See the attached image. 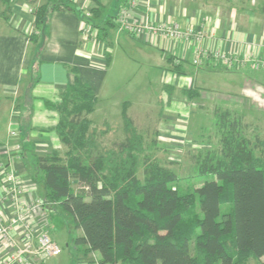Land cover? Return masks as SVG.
Returning a JSON list of instances; mask_svg holds the SVG:
<instances>
[{"label":"trees","instance_id":"1","mask_svg":"<svg viewBox=\"0 0 264 264\" xmlns=\"http://www.w3.org/2000/svg\"><path fill=\"white\" fill-rule=\"evenodd\" d=\"M25 1L33 6L40 33L53 11L74 9L76 3L63 1L64 6L48 8L37 7L39 0ZM91 12L96 17L100 7ZM93 25L104 40L107 28ZM42 38L44 32L31 36L32 84ZM97 102L92 86L78 74L59 101L46 102L59 114L57 132L65 151L38 157L33 177L44 187L46 203L72 215L75 228L83 232L76 242L81 249L86 245L84 252L95 253L101 264H248L264 256V139L241 113L221 107L214 111L217 143L193 148L192 155L197 173L214 177L200 186L183 187L174 169L162 164L153 150L144 151V136L126 108V139L115 151L107 157L83 152ZM73 179L80 183L79 192L71 186Z\"/></svg>","mask_w":264,"mask_h":264},{"label":"crops","instance_id":"2","mask_svg":"<svg viewBox=\"0 0 264 264\" xmlns=\"http://www.w3.org/2000/svg\"><path fill=\"white\" fill-rule=\"evenodd\" d=\"M111 1L97 0L95 4L94 0H77L74 9L63 8L50 14L49 21L43 28L46 38H42V47L38 51L35 72L37 81L34 84L31 81L34 74L32 54L35 46L31 36L42 35L43 32L40 33V29L36 28L33 6L25 0H17L9 5L0 1V112L1 98L4 99L8 110L6 117H3V128H0V160L6 156L4 146L8 140L10 125L13 122L17 123L22 154L16 159L15 167L17 174L24 179L25 193L29 197L44 199V187L33 178L37 172V158L50 155L54 151H65L57 132L59 114L47 106L46 102L59 101L61 93L75 81L76 74L92 86L99 101L104 81L114 63L113 53L107 52L105 41L112 46V40L115 39V45L118 46V48L115 46V66L121 59L128 65L130 57L125 51L120 54V58L117 57L118 52L127 47L129 51L132 48L137 49L143 59L149 60V63L152 62L151 65L157 68L166 100L160 102L164 105L160 115L163 121L156 126L158 129H164L163 135L160 133L159 136L168 138L172 146L184 142L177 139L178 135L174 134L173 125L171 126L179 114L185 118L180 125L175 123L181 136L188 137L189 133L193 144L217 143L215 130L201 126L192 127L190 123V113L207 110L209 104L204 103L205 99L211 100L216 109L222 104L221 100L225 101L223 104L228 106V109L241 113L243 121L251 126L255 134L259 135V131L264 133V130H261V126L264 129V82L261 80L262 77L247 75L248 72L260 71L250 65L227 69L216 59L207 60L203 65L206 68L203 69L208 73H218L217 71L223 68L230 75V79L236 76L244 79L239 90L231 88L223 93L221 89H216L220 91L216 92L215 88L212 90L198 86L194 77L188 75L189 69L186 67V65L194 67L193 58L203 50L215 49L241 56L263 54L264 0H153L149 10L135 8L129 11L131 23L149 21L157 25L165 22L177 24L182 29L191 27L194 33L203 35L200 38L192 35L187 39L161 38L152 34L135 35L119 22L121 9L128 7L129 0H114L116 8L114 17L107 14V7ZM95 6H99L101 12L94 17V23L106 27L107 34L104 41L98 40L94 43L82 35L81 26L85 14L83 7L92 9ZM79 8L83 12L79 11ZM106 53L109 54L108 64ZM194 69L196 73L202 70L199 67ZM241 72L243 73L238 74ZM184 90H192L193 94L189 95ZM132 104V101L128 100L117 102V106L121 107V113L126 108L128 116H130L128 109ZM15 109L19 115L13 118ZM91 121L92 127L95 128L92 119ZM167 122L172 123L167 126ZM139 123L135 122V125L143 134L145 141L146 132L141 130L147 131L148 128L145 123ZM156 135L157 132L154 133V138L160 144ZM260 137L264 139V136ZM189 154L191 167L196 166L192 159L194 151L189 149ZM157 158L160 159L158 156ZM50 210L51 207L47 212L46 226L49 234ZM37 223L43 222L37 219ZM76 230L79 236L83 235L81 229ZM83 249L80 248L77 264L92 259V253H86ZM49 258L37 259V264H48ZM253 261V264H264V256L258 260H250L248 264H252Z\"/></svg>","mask_w":264,"mask_h":264},{"label":"rangeland","instance_id":"3","mask_svg":"<svg viewBox=\"0 0 264 264\" xmlns=\"http://www.w3.org/2000/svg\"><path fill=\"white\" fill-rule=\"evenodd\" d=\"M2 3L5 1L13 0H0ZM63 1H73L74 0H39L36 4L37 7L46 4L48 8L58 7L63 4ZM77 1V0H76ZM96 4V2H95ZM63 4L62 6H64ZM67 5H69L67 3ZM81 9V8H80ZM115 1L112 0L107 7V14L109 16H115ZM83 12V10L81 9ZM94 22V18H92ZM82 35L88 39L85 34ZM104 41V40H103ZM108 43V42H107ZM107 45V52L110 54L113 53L114 63L112 64L111 69L108 72L107 78L103 84V93L99 98L96 111L91 114V119L93 120V125L95 128L89 129V140L87 141L88 146L83 152H88L91 155L98 156L102 153H105L107 157L108 151H115V145H119L122 140L126 139L125 130L122 124V113L121 107L117 106V102L122 100L132 101V106L128 109L130 117L135 120V122H140L139 124L145 123L148 128L147 131L144 129L141 132H146L145 142L142 144L144 151L149 153L152 150L154 151L155 156L159 157L160 162L165 166H169L174 169L178 175L181 177L179 184L180 186L195 185L200 186L204 183L205 180L213 179L214 175H199L197 173V168L195 165L191 167L188 155L189 149L193 151V148L202 147L204 143L193 144V139L190 138L189 133L188 137L186 135L181 136L182 134L178 132L177 125H180L184 121L182 114L177 116L176 122H173V132L178 135V140H183V143L172 146L168 140H159L160 144H155L153 140L155 139L154 133L157 132V137L160 133L163 135L164 129L159 128L156 125H159L163 118H160L164 105L161 104V101H165V92L162 89L160 84L159 73L157 68L147 59H143L141 55L137 52V49H129L127 47L123 48V51H119L117 57L120 58V54L124 51L129 55L130 61L128 65L123 61V59L118 60V63L115 66V39L112 40V46ZM118 48V46H116ZM114 51V52H113ZM193 64V63H192ZM194 67L186 65L188 67V75L193 76L196 80L198 86H203L205 88H211L215 91L216 89H221L223 93L232 89L239 90V86H242L244 79L242 77L236 76L233 79H230V75L223 68L218 70V73H208L206 67H199L200 70L196 73L197 66L193 64ZM235 73V71H231ZM220 73V74H219ZM238 73V74H242ZM249 76L262 77L261 80L264 82V72H248ZM33 81V78H32ZM31 81V82H32ZM236 83V84H233ZM224 90V91H223ZM220 92V91H216ZM1 112H0V128H3L4 116L8 110L6 109V103L4 99L1 98ZM218 100V99H216ZM222 104H219L221 108H228L224 105L223 100ZM205 104H209L206 111H195L190 113V123L192 127H204L205 129L214 130V111L216 105L211 103V100L205 99ZM214 108V109H213ZM245 115H248L244 113ZM261 114V113H259ZM170 123L167 122V126H170ZM176 123V124H175ZM142 127V126H141ZM144 128V127H143ZM263 127L261 126V130ZM252 131H254L252 129ZM260 136H264V133L259 131ZM174 137V136H172ZM175 138V137H174ZM163 148V150H162ZM260 153V149L257 151ZM87 162H85L86 165ZM140 178H143L142 167L139 170ZM191 173V174H190ZM71 186L74 191L79 192L81 190L80 183L75 179L71 180ZM224 207L227 208L225 205ZM225 208V209H226ZM50 223H51V233L50 235L55 238L57 243L62 248V253L50 257L47 259L48 264H77L80 248L76 242V239L79 237L74 224L73 217L67 211L61 209L59 206L52 208L50 210ZM191 249L194 255L197 254V249L194 243H191ZM254 261L252 262V264ZM202 264V263H201Z\"/></svg>","mask_w":264,"mask_h":264},{"label":"built area","instance_id":"4","mask_svg":"<svg viewBox=\"0 0 264 264\" xmlns=\"http://www.w3.org/2000/svg\"><path fill=\"white\" fill-rule=\"evenodd\" d=\"M153 0H129L127 8L121 9L119 22L122 27H128L135 35L147 34L161 38H189L202 33H194L193 28L182 29L177 24L160 22L155 25L149 21L130 22L129 11L135 8L149 10ZM85 14L82 20L81 31L85 36L97 42L99 31L93 25L92 12L88 7H83ZM216 59L223 67L230 69L238 66L250 65L258 71L264 72V53L260 55H238L220 50H203L194 58L193 64L203 66L207 60ZM19 115L18 110H13V118ZM19 127L12 123L9 128L8 140L4 149L5 159L0 160V264H37V259L43 260L62 253L61 246L51 237L46 226L48 224L49 207L54 208V203H46L43 198L29 197L25 193V182L17 174L15 161L22 154V145L18 140ZM159 140H168L159 136ZM10 209V211H7ZM40 219L43 223H37ZM101 264L95 253L90 261L81 264Z\"/></svg>","mask_w":264,"mask_h":264}]
</instances>
